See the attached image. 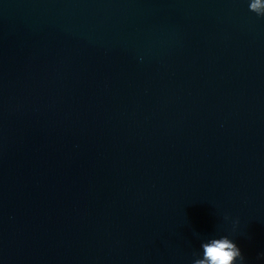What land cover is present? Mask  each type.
Returning <instances> with one entry per match:
<instances>
[{"label":"water","instance_id":"water-1","mask_svg":"<svg viewBox=\"0 0 264 264\" xmlns=\"http://www.w3.org/2000/svg\"><path fill=\"white\" fill-rule=\"evenodd\" d=\"M249 4L0 0V264H264Z\"/></svg>","mask_w":264,"mask_h":264},{"label":"clouds","instance_id":"clouds-1","mask_svg":"<svg viewBox=\"0 0 264 264\" xmlns=\"http://www.w3.org/2000/svg\"><path fill=\"white\" fill-rule=\"evenodd\" d=\"M250 11L264 17V0H250ZM202 253H194L196 257L192 264H245V256L240 247L225 235L219 238L212 237L202 242ZM264 259V253L260 254Z\"/></svg>","mask_w":264,"mask_h":264}]
</instances>
